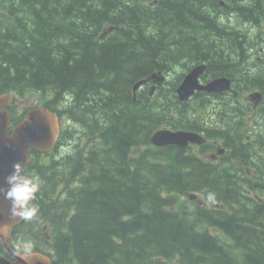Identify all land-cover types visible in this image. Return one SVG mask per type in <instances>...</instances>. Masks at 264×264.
Listing matches in <instances>:
<instances>
[{
    "label": "trees",
    "instance_id": "16d2710c",
    "mask_svg": "<svg viewBox=\"0 0 264 264\" xmlns=\"http://www.w3.org/2000/svg\"><path fill=\"white\" fill-rule=\"evenodd\" d=\"M221 1L228 9L239 0H0V94L51 91L47 107L62 104L73 122L49 163L37 158L25 170V176L34 172L26 177L37 199L30 213L50 224L51 240L40 236L52 264H264V205H248L223 166L175 147H153L150 137L172 118L154 110L163 106L150 103L146 91L133 100L138 81L177 73L170 95L163 87L159 93L177 105L178 81L193 64L207 61L212 75L226 74L235 55L247 56L242 41L250 34L229 38L216 23ZM242 2L251 5L239 7L246 21L257 25L262 15L264 22L262 0ZM106 25L114 31L99 40ZM255 78L249 71L234 82ZM188 113L179 115L184 122L164 127L195 130ZM188 119L195 129L182 128ZM74 137L90 142L80 147L77 141L72 154L57 158ZM191 193L213 204L231 197L258 227L242 231L225 215L204 210L175 212ZM204 221L225 229L232 244L203 230Z\"/></svg>",
    "mask_w": 264,
    "mask_h": 264
},
{
    "label": "flooded vegetation",
    "instance_id": "af4514ba",
    "mask_svg": "<svg viewBox=\"0 0 264 264\" xmlns=\"http://www.w3.org/2000/svg\"><path fill=\"white\" fill-rule=\"evenodd\" d=\"M241 3H243L242 0L236 3L237 6L235 5V8H232L229 5H228V8L234 9L236 11L238 7L243 6L241 5ZM226 6L227 4L219 3V7L220 8L222 7L225 11H227ZM235 11L232 10L230 12L232 18L234 17ZM239 15L241 16V18H243L241 14ZM242 26H243L242 22L237 25L238 28ZM221 28H224V27H221ZM100 35H99V40H100ZM239 53L234 56L235 58H237V61H235V63L232 64L231 66L228 65L227 67L229 69L228 73L212 75V72L208 70V62H207L205 73L201 77V80L203 81V83H208L204 81V76L206 75V73H207L208 78H210L209 77V73H210L211 76L215 77L214 79L225 76V77H228L232 81L233 84H231V87H230L232 91L229 92V94L226 95L225 92H218L217 94L211 95L212 97L211 99H215V101L217 100L216 102L224 103L228 101L229 107L228 108L218 107L215 104H211L212 101L209 100L208 104L212 110L207 115V117H210L211 120L210 118H208L209 119L208 122L207 121L202 122L206 117L202 118L203 117L202 115H192L191 118L194 119L197 124L196 129L194 125H189L190 124L189 119L187 120V125L182 126V127L193 128L195 129L194 131L196 133H199L200 135L203 136L205 141L202 145H197V150L203 151L202 153L205 156H203L202 158L204 160L211 161L209 157L214 156L215 157L214 161L213 162L211 161V162L214 164L216 169H221L223 166L222 173L226 174L228 178H230L234 182L239 183L240 185L243 186L244 181L247 182L248 179L253 180V177L256 176V173L253 170V166L250 165L253 161H256V157L252 153V147L251 149H248V151L247 150L245 151L243 148L241 150L240 147H242L241 146L242 137L240 135L239 130H240V126L242 122H244V120L242 119H244L245 117V121H247L250 124H253L252 127L255 130L254 132L258 134L256 131V125L257 123L264 121V77H260L257 79L259 75L257 74L253 82H249L247 84L246 83L240 84V85L238 82L237 83L234 82V80L236 77H240L241 74H244L247 71H250L251 65L259 69L260 72H263L264 68H260V67H264V48L260 47L259 51L247 54V56L250 57L251 59V64L245 59V54L243 50L241 51L240 54ZM253 57H255V59H253ZM254 86L256 87L254 88ZM249 89H254V90H250L247 93H244V96L242 94L238 95L237 93V91L242 92L244 90L247 91ZM255 90L260 91L262 93L260 102L257 99L252 100L249 98L251 93L255 92ZM235 98H238L240 100L236 103V107L233 108V106L230 104H233L232 102ZM226 99H229V100H226ZM243 102H246L245 105L250 107V110L249 109H245L246 111L244 110ZM207 110L208 108H206V112ZM174 122L177 123V119L174 120ZM180 122H184V121L180 120ZM233 129H235L237 132ZM245 143L250 144V145H257L258 143H260V145H262L264 144V141H261V142H258L256 140L250 141L248 138L247 142ZM261 150L263 151L262 148ZM263 165H264V162H263ZM30 174H34V173L30 172ZM250 189L253 190L255 188H250ZM243 197L246 198V200L254 201V203L257 206H263L262 204L258 203L253 197L251 198L250 196H242V198ZM226 199L230 202L229 206L231 209L236 208L234 204L238 205V203L234 202L231 197L226 198ZM259 200H263V199L259 197ZM223 213L226 215H229L227 217L228 219L232 220V222H234V219L237 217V216H233V214H231L230 211L227 210V208L225 209ZM21 229L22 230L26 229V225H23V226L21 225ZM33 230L34 229L32 225L28 223V231L31 232ZM13 251L15 253L27 252L28 248L20 244L18 247H14ZM0 253L2 254L4 253V251H1ZM5 256L10 258L7 254Z\"/></svg>",
    "mask_w": 264,
    "mask_h": 264
},
{
    "label": "water",
    "instance_id": "95a60500",
    "mask_svg": "<svg viewBox=\"0 0 264 264\" xmlns=\"http://www.w3.org/2000/svg\"><path fill=\"white\" fill-rule=\"evenodd\" d=\"M198 75V72L194 73V77L179 91L184 100L198 88ZM223 89H229L228 82L220 91ZM7 100L6 96L0 99V241L14 261L0 255V264H52L48 257L41 254H13L9 242L13 228L24 220L25 206L34 201L20 174L31 162L29 150L47 152L53 149L59 133V121L57 116L47 110H34L9 137V115L3 111ZM196 138L190 134L167 131L158 135L156 142L164 145L183 144L186 140Z\"/></svg>",
    "mask_w": 264,
    "mask_h": 264
},
{
    "label": "bare ground",
    "instance_id": "6f19581e",
    "mask_svg": "<svg viewBox=\"0 0 264 264\" xmlns=\"http://www.w3.org/2000/svg\"><path fill=\"white\" fill-rule=\"evenodd\" d=\"M263 1V7H264V0ZM240 9L239 7L236 9V13L237 14H241L240 12ZM215 14V13H214ZM114 31V27H109V26H104L103 29H102V32H101V35H100V40H104L106 39L111 32ZM252 32H255L254 34L257 35L259 37V39H261L262 43L263 44V48H264V22L262 23L261 27L258 28V30H254ZM251 32V33H252ZM237 33V32H235ZM238 34V33H237ZM236 38V37H235ZM248 47L251 46V43L248 42ZM206 64H207V61H203V62H199V63H195L191 66L190 69L186 70L185 73L183 74L182 77H180L179 81H178V85L175 89V96H176V99H174V102L177 104V106H179V109L180 110H183L184 107H186V105L188 106L191 102L195 101L196 99H198L199 101H201V105L199 107H204L205 109L209 107V100L211 101H215V99H211V95L212 94H217L218 92H225V94H229V92L232 91L231 88H229L227 91H224V89L222 91H220L225 85H226V82H230L231 84L232 81L228 78V77H220V78H216L214 79L215 77L212 76V78H208L207 76V73L206 75L204 76V81L205 82H208V83H203V81L201 80V77L204 75L205 73V69H206ZM199 73L198 77H197V85H198V88L191 94L189 95L186 100H184V98H182L181 94L179 93V91L181 89H183V85L187 83V81L189 79H192L194 77V73ZM168 74H165V73H162V72H156L154 74H151L150 76H148L147 78L143 79V80H140L138 81L134 87H133V100L136 101L139 94L142 93V92H148V97L150 99H154V101L156 102V100L158 99L159 100V93L161 91V88L164 87V86H167L169 85V83L171 82V78H168L167 77ZM178 78V74H175ZM175 79V78H174ZM213 79V80H212ZM210 81V82H209ZM256 86H254L255 88ZM247 88V87H246ZM159 90V91H158ZM250 90H254V89H249L247 90L246 92H240V91H237L238 95L239 94H242L244 96V93H247L248 91ZM158 91V92H157ZM45 92H49L52 96H53V99L54 100V94L51 92V91H41V93H45ZM256 93H259V94H262L260 91H257L255 90ZM204 96V97H200V96ZM246 99V98H245ZM52 100L50 101H47V102H51ZM229 100V99H227ZM240 99L238 98H235L233 100V104H230L233 106V108L236 107V103L239 101ZM217 101V100H216ZM65 103V101H62ZM179 102V103H178ZM160 106H163L161 107L160 109H158V112H161V110L165 109L166 105L163 103V104H160ZM64 106L62 104H57L56 105V109L53 110L55 112H57L58 114H61L59 115L60 117V121H59V128L62 127V124L64 123L62 121V119L65 117V119H67V116L62 114L61 111L63 110ZM244 110H245V107H244ZM246 111V110H245ZM179 114L177 113V116L175 115V113H173V115H169L168 117H165V118H169L171 116H175L176 119H177V123L176 125H178L180 123V116L179 115H182L181 114V111H178ZM157 116V115H156ZM161 116V114H160ZM182 116H185V115H182ZM190 117V116H189ZM191 118V117H190ZM244 120V119H242ZM241 120V121H242ZM170 122V123H169ZM174 122V120L170 119V120H167L165 123H163L161 126H163L162 128L156 130L152 136L150 137V144L155 147V148H168V147H175V148H178V149H182V150H185L188 154H192L194 156H196L198 159H202V156H203V151H198L197 150V142L195 140H186V142H184L183 144H173V145H164V144H158L156 142V137L158 135H160L161 133L163 132H167V131H188V132H195L194 130H189V129H176V130H173L171 128H168V127H164V126H170L172 123ZM245 122V120H244ZM243 123V122H242ZM72 124V123H71ZM72 127H73V124L71 125L70 127V131L72 130ZM184 128V127H182ZM235 130V129H233ZM239 130V129H238ZM236 131V130H235ZM234 131V132H235ZM240 131V130H239ZM256 131H257V138L260 136L261 134V130L259 128V125L257 123L256 125ZM233 132V133H234ZM237 132V131H236ZM239 134V133H238ZM236 135V134H235ZM241 135V134H240ZM77 138V137H75ZM96 138H99V137H96ZM100 139V138H99ZM83 140H85V144H79V146H87L88 143L90 142L88 138H84ZM230 140V139H229ZM67 142L65 143L64 146H66L68 144L69 141H72L71 139L68 138V140H66ZM77 141V140H76ZM82 141V140H81ZM184 141V140H182ZM231 141V140H230ZM241 143L243 144V147H240L241 150L242 148L246 151L248 149H250L252 147V153L253 155L256 157V161H253L250 165L253 166V170L254 172L257 174L258 173V167L261 165L262 169L264 170V165H263V162H264V150H259L257 147L260 145V143H258L257 145H249L247 143H245L244 141L241 140ZM247 148H246V146ZM250 146V147H248ZM62 147V148H63ZM145 146L143 145L142 147H140V150L143 151L145 150ZM38 153H34V157L37 156ZM132 155V154H131ZM142 155V154H141ZM140 155V157H141ZM59 156V155H58ZM57 156V158H58ZM206 163L210 164V165H214L212 162L210 161H207V160H204ZM263 161V162H262ZM239 165V164H238ZM137 166V165H136ZM244 167V166H243ZM242 167V168H243ZM256 180H259L260 182L261 179H253V180H249L246 182L244 181V185H240L239 183H236V182H230L231 183V186L233 188H236L238 189L241 193H242V196H250L251 198L253 197L254 199H258L259 200V197H263L264 198V194H262L261 192H258L256 190H251L250 189V185L252 183H254ZM64 189L65 187L62 188L61 192V196H65V192H64ZM227 191V190H226ZM229 191V190H228ZM237 192V191H236ZM239 192V193H240ZM232 193H235L232 192ZM253 193V196L251 195ZM184 194V193H183ZM230 195V194H229ZM186 200L188 199H193L194 201H197L199 202L200 204L204 203L205 201H207L204 197H202L200 194H197V193H191L189 194L187 197H184ZM35 203L37 202V199L34 200ZM246 203L248 205H256L255 203H252L250 202L249 200H245ZM244 201V203H245ZM247 204H244V205H247ZM247 205V206H248ZM252 207V206H251ZM251 207H249L251 209ZM259 208V206H258ZM257 209V208H256ZM264 210V209H263ZM257 211V210H256ZM255 212V211H254ZM45 222V221H44ZM46 226H50V224L48 222H45ZM32 227H33V231L29 232L28 231V224L26 225V229L20 231V232H16V237L17 239H21L23 236H27L30 238V240L35 243L37 242L38 244H44L42 238L37 241L35 239V235L37 233V230H39L40 228L36 225H33L31 224ZM14 235V233H13Z\"/></svg>",
    "mask_w": 264,
    "mask_h": 264
},
{
    "label": "rangeland",
    "instance_id": "374dc122",
    "mask_svg": "<svg viewBox=\"0 0 264 264\" xmlns=\"http://www.w3.org/2000/svg\"><path fill=\"white\" fill-rule=\"evenodd\" d=\"M130 2L132 3V1H130ZM238 2H240V0ZM233 3L234 4H229V6L232 7V8H235V5H236L237 2H233ZM241 5H244L246 7H251L250 4L244 3V2L241 3ZM216 8L218 10V13L221 16V19L220 20L219 19L216 20L217 21L216 23L218 25H220V27H224L225 28L224 35H229L228 37L231 38L230 35H233L232 32L233 33L234 32H237L238 33V34L233 35V37H236V35H241V33L242 34H246L247 33L248 35L250 34V36L247 37V39L245 41L244 40L242 41V39H241V41L243 42L242 45H243L244 48H245V46L248 45V42H252L250 47L247 46L248 53L257 52V51L260 50V47H263V44H261L262 43L261 39H259V37L254 34L255 32H252L254 30H258V28L261 27V25L263 23L261 21L263 19V16L262 15H261V18H260V21L258 22V24L255 25L254 23L247 22L244 18H241V16L239 14H237L234 9H229L228 8L227 11H225L222 7L221 8L219 7V3L216 6ZM232 10L235 11V14H234V17L233 18H232L231 14H230V12ZM216 16L217 15L215 14L214 16H211V17L212 18H217ZM241 22L243 23V26L237 28V25L239 23H241ZM210 34L212 35L211 31H210ZM214 40H215V38H214ZM245 58L251 64L250 57L246 56ZM253 59H255V57H253ZM260 68H264V67H260ZM182 70L183 69L180 68V67L177 68V72H179V73H181ZM250 71H253L254 74L256 73V75L259 74V76L263 77L264 72H260V70L257 69L253 65H251V70ZM247 72H249V71H247ZM175 74H177V73H174L173 75L171 74V75H168L167 76L168 78H171V82L169 83V85L163 87V88H165V90L167 91V93L169 95H170L169 91L172 88L171 87V83L174 80V75ZM167 93L164 92V94H163V96L165 98H162L161 97V98H159V100L158 99L156 100V103L157 104H163L164 103L166 105L165 109L161 110V112H158L159 114L166 115V116L173 115L174 108H175V115L176 116H177V112L178 111H181V114L182 115H185L186 114V108H187L188 109V112H189L188 115L190 117L192 115H202L203 116L202 118H205L206 117L202 122H204V121H207L208 122L209 121L208 118H210V117H207V115L212 110L211 107H208V110L206 112V109L203 106L202 107H199L202 104L201 101H199L198 99H196L195 101L191 102L188 106L184 107L183 110H180L179 109V106H177V105H175L173 103L171 104L170 97H167ZM43 96H44L46 102L47 101H50V97H52V95L49 92L42 93V95H40V94H34L33 95V98L31 100L27 101L26 104H29V105L31 104L32 106H41V103L44 101ZM149 101L152 104L155 103L154 100L152 102H151V100H149ZM173 101H174V99H173ZM245 103L246 102H243V106L245 107V109H249L250 110V107L246 106ZM211 104H215V105H217L218 107H221V108H224V107L225 108H228L229 107L228 101L227 102H224V103H221V102L219 103V102H216V101H212ZM155 109L158 110V108H157L156 105L154 107V110ZM163 111H164V113L166 112V114H163ZM182 115H180V116H182ZM171 118L173 120H176V117L175 116H171ZM64 120H65V117L62 119V121L64 122ZM191 120H192V118H191ZM210 120H211V118H210ZM244 120H245V117H244ZM258 125H259V128L261 130V134L256 139V141L261 142V141H264V127H263L264 121L259 122ZM76 127H77L76 129L78 130L79 129L78 128V125ZM71 140L72 141H69L68 144L63 147L64 150H62V152L60 154H58L59 155L58 156L59 159L62 158V155H64L66 152L72 154L73 153V150L76 149L77 141H78V144H80V145L81 144L84 145L85 142H86L85 140H82V141L81 140H78L75 137L73 139H71ZM241 146L243 147V144H241ZM257 148L259 150H261V148L264 150V144L259 145ZM258 178L261 179L262 182H260L259 180H256L255 182L258 183V186L257 187H254L255 188L254 190H256V191L261 192L262 194H264V170L262 169L261 165L258 167V173L256 174V176L253 177V179H258ZM219 186L220 185H218V187ZM225 187L228 188V186H225ZM251 195L253 196V193ZM261 198L263 199L262 201L264 203V198L263 197H261ZM244 208L246 209V207H244ZM263 216H264V214H263ZM252 223H253L252 215L250 213H248L247 210H246V211H243L242 213H239L238 214V216L234 219L233 225L237 229H241L242 231L243 230H246V229L247 230H250L248 228L254 229V228L258 227V226H255V222L253 223L254 225ZM232 230H235L233 226H232ZM238 233H240V232L238 231ZM35 239L37 241H39L41 239L40 229L37 230V233L35 235ZM33 244L35 246H39V247L44 246V244H38L37 242H35Z\"/></svg>",
    "mask_w": 264,
    "mask_h": 264
}]
</instances>
